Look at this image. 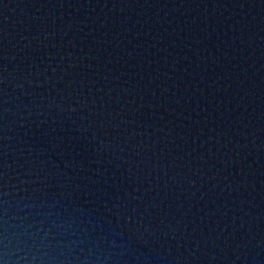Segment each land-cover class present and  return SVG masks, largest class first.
<instances>
[{
    "label": "water",
    "instance_id": "95a60500",
    "mask_svg": "<svg viewBox=\"0 0 264 264\" xmlns=\"http://www.w3.org/2000/svg\"><path fill=\"white\" fill-rule=\"evenodd\" d=\"M0 264H264V0H0Z\"/></svg>",
    "mask_w": 264,
    "mask_h": 264
}]
</instances>
